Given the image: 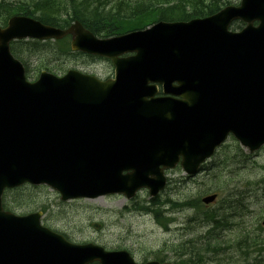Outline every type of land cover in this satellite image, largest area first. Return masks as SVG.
<instances>
[{
    "label": "water",
    "instance_id": "95a60500",
    "mask_svg": "<svg viewBox=\"0 0 264 264\" xmlns=\"http://www.w3.org/2000/svg\"><path fill=\"white\" fill-rule=\"evenodd\" d=\"M235 20L247 24L238 33L228 29ZM67 35L73 51L110 59L114 79L43 72L27 83L9 43ZM156 84L164 97L154 98ZM228 134L250 153L264 145V0L105 40L77 22L60 30L10 18L0 28V264H135L122 251L67 243L40 226V213L4 212L3 190L46 184L62 201L130 199L142 188L156 196L164 170L194 175Z\"/></svg>",
    "mask_w": 264,
    "mask_h": 264
},
{
    "label": "rangeland",
    "instance_id": "374dc122",
    "mask_svg": "<svg viewBox=\"0 0 264 264\" xmlns=\"http://www.w3.org/2000/svg\"><path fill=\"white\" fill-rule=\"evenodd\" d=\"M1 1L9 2L10 5L27 7L36 0ZM52 1L58 5L62 3V5L69 6L77 3L78 0H50ZM104 1L114 4L118 0ZM42 2H49V0H42ZM230 2L231 5H236L239 0H230ZM2 16L4 15L0 12V17ZM50 45L56 46L53 43ZM58 55L59 53L44 54L32 59L31 65L34 66L40 61L56 64L55 60ZM66 66L100 78L112 72V66L107 61L84 63L72 61L67 62ZM60 74L57 73V75ZM227 155L229 157L226 163L228 167L223 170L224 176L216 181L217 186L222 189L221 195L214 204L205 209L215 211L218 217L228 216L227 220L231 225L220 228L218 236L222 241L230 239L231 242L228 249L218 250L216 253H200L194 250V257L189 259L187 249L205 247L204 241L200 240L196 243L193 241L197 240L198 236L204 235L207 228L198 226L199 221H195L194 212L191 210L168 212L170 207L167 202H181L187 198L197 197L209 182L208 175L215 165L212 162H219ZM206 165L208 171L200 172L192 178L186 177L180 168L167 173L169 179L165 190L154 197L163 203L161 215L164 218V224L167 219L166 230L157 224L154 213H145L139 208V206H150L149 202L152 199L146 190L139 192L129 201L121 195H112L62 202L56 192L45 186H24L25 190L7 192L6 197L10 201H17L20 196L30 200L27 201L30 204L29 208L22 210L15 208L12 211L16 215L41 211L43 213L42 225L66 238L68 236L67 240L73 243L93 242L107 249L124 248L133 254L137 262L156 257L177 264L188 263V261L191 262L190 264H246L241 261L240 257L232 254L236 251L232 247V240L240 238V231H249L252 235H259L260 239H264V148L248 157L245 151L228 138L224 149L219 151ZM257 186L259 187L256 188ZM204 194L206 193L198 197ZM227 196L230 197L227 198ZM228 200H231L230 205L235 208H233L235 215L223 208L224 202ZM22 202L25 204V201ZM164 244L166 247H161ZM261 248L264 250V244ZM201 254H203L202 258ZM259 254L261 257L258 259L255 253L250 257L254 262L263 261L264 263V252L261 251Z\"/></svg>",
    "mask_w": 264,
    "mask_h": 264
},
{
    "label": "trees",
    "instance_id": "16d2710c",
    "mask_svg": "<svg viewBox=\"0 0 264 264\" xmlns=\"http://www.w3.org/2000/svg\"><path fill=\"white\" fill-rule=\"evenodd\" d=\"M46 1V0H45ZM101 0H78L74 5L56 4L54 1L42 2L36 0L27 7L18 5L0 4V12L2 17L0 21L5 23L6 19L11 15H25L32 16L39 20L41 23L54 26L56 28H66L71 22L78 21L85 29L89 30L97 37H110L123 34L133 30H141L151 25L156 21L174 22V21H187L190 19L203 18L215 14L220 8L229 5L230 0H119L115 5L106 8V3H101ZM241 24L235 22L231 28L233 30L239 29ZM56 46H51L50 42L40 43L37 41H19L11 44L12 53L19 58L24 66H26L27 74L33 76L41 70H56L63 71L62 63L49 64L47 62H38L32 66L31 61L34 58H39L44 54H57L62 53L66 58L70 56H82L83 54H74L69 50L67 39L56 42ZM89 57V56H87ZM29 67L32 69L30 70ZM235 143V142H234ZM236 144V143H235ZM225 145L219 150L224 149ZM217 152V153H218ZM216 153V154H217ZM216 156V155H215ZM219 157V155H217ZM228 155L219 162H214L215 166L208 175L207 186H205L199 195L207 192H218L220 186H217L216 181L223 177L224 168L228 167ZM198 195V196H199ZM187 198L181 202H167L171 210L183 211L191 210L194 212L195 221H199V227H205L207 230L204 235L198 236V242L204 241L205 247L189 248V259L194 257V250L200 253H213L218 250L228 249L230 239L222 241L219 238L218 230L223 227H228L231 224L228 222V216H217L213 210L205 209L199 197ZM230 196H227L229 198ZM25 201L21 196L17 201L4 204L5 207H13L17 209L29 208L30 204H23ZM234 202V201H233ZM231 200L224 202V209H227L232 215L236 212L233 210ZM163 203L151 200L150 210L154 213L156 221L164 228L167 227V219L161 215V206ZM155 208V209H152ZM235 209V208H234ZM225 225V226H224ZM190 241V240H189ZM262 241V242H261ZM232 247L236 251L232 254L241 258V261L246 264H264L263 261H255L250 257L253 252H260L258 248L264 244V239H260L259 235H252L249 231H240V238L232 240ZM203 257V254L200 255ZM252 259V263L250 260ZM256 260V259H255ZM191 263L190 261H188Z\"/></svg>",
    "mask_w": 264,
    "mask_h": 264
}]
</instances>
